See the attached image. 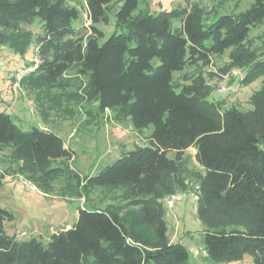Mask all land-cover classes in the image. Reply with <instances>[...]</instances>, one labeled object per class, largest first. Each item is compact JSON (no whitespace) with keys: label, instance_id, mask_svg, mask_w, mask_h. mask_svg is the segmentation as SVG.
<instances>
[{"label":"trees","instance_id":"16d2710c","mask_svg":"<svg viewBox=\"0 0 264 264\" xmlns=\"http://www.w3.org/2000/svg\"><path fill=\"white\" fill-rule=\"evenodd\" d=\"M141 1L85 0L86 28L76 25L80 13L65 0H0V46L26 51L34 42L26 29L40 19V66L22 83L66 90L74 71L102 111L139 132L153 127L149 146L122 153L98 174L85 176V188L119 192L124 213L80 206L69 228L49 239H24L6 231L15 216L0 204V264H187L188 249L170 239L165 200L185 190L188 178L197 186L204 264L239 261L245 254L253 264H264V57L245 48L251 30L264 27V0L214 21L180 5L156 14L136 12ZM115 2L120 8L114 31L101 43L99 24L108 22ZM228 52L225 73L248 66L243 78L232 79L246 85L257 74L263 77L250 111L211 99L212 86L201 74L189 83L175 80L176 72L210 66ZM230 92L232 87L223 93ZM17 120L0 108V151L11 150L26 178L47 191L64 175L81 182L67 165L74 152L62 136L49 128L24 131ZM190 148L203 172L190 168ZM4 178L0 171V189Z\"/></svg>","mask_w":264,"mask_h":264},{"label":"rangeland","instance_id":"374dc122","mask_svg":"<svg viewBox=\"0 0 264 264\" xmlns=\"http://www.w3.org/2000/svg\"><path fill=\"white\" fill-rule=\"evenodd\" d=\"M253 2L254 0H149L147 7L142 0L136 12L144 9L146 12L156 14L180 5L189 11L198 12L207 21H214L224 14L246 11ZM65 3L66 6L79 11L80 20L76 25L88 28L90 21L85 0H65ZM119 8L120 4L113 3L111 11L108 12V22L99 24L105 33L101 43H104L114 31ZM173 23L179 25L178 20H174ZM26 31L34 33V42L26 51H13L7 46H0V108L16 116L18 119L16 122L24 131H30L34 127H47L62 136L66 147L74 152L73 159L67 165L78 173L81 182L64 175L56 178L48 191L34 181L39 191L28 192L18 182L20 175L25 176L22 172V163L15 160L11 150H1L0 171L4 170L3 167L8 162L14 173L13 177L5 178L3 181L8 193L0 191L3 205L16 216L14 222L6 224L8 233H13L14 228L19 233L22 230L31 232L34 225L35 229L41 227L47 234H52L74 224L77 217L73 213L76 215L80 206L110 207L124 213L127 208L119 192L105 188H85V176L98 174L105 166L119 159L122 153L149 146L153 127L149 126L139 132L132 128L129 121H119L111 111H102L95 101L88 99L86 81L78 77L74 71L70 73L71 85L66 90H46L42 83L37 82H24L18 88L15 87L13 77L15 70L26 66L35 56L37 34L42 33L40 19L37 18ZM245 48L255 53L257 57H264L263 26L251 30ZM229 57L228 52L222 57L214 58L210 66L198 65L176 72L175 80L178 84L189 83L190 78L201 74L212 86L211 99L225 107L237 106L240 111H250L253 109L251 100L261 89L263 77L257 74L246 85H243L241 80L234 81L228 75L238 70L243 78L248 66L231 68L225 73L230 64ZM224 84L232 87V92L223 93ZM195 154V148H190L186 152L189 166L196 172H203ZM196 188L195 179L188 178L186 189L181 191L187 196L173 209L167 207L166 215L170 239L182 243L190 253L187 264H204L205 256L204 227L197 216ZM27 235L21 238L27 239ZM253 263V257L245 254L239 261L219 264Z\"/></svg>","mask_w":264,"mask_h":264},{"label":"built area","instance_id":"2783aa9c","mask_svg":"<svg viewBox=\"0 0 264 264\" xmlns=\"http://www.w3.org/2000/svg\"><path fill=\"white\" fill-rule=\"evenodd\" d=\"M39 66H40V59L38 56L35 55L29 64H27L24 67H18L15 70L14 75H13L14 86L18 88L20 86V84H22L25 77L36 72ZM241 76H242V73L238 70H234L228 75L229 78H238V77L241 78ZM230 90H231L230 86L228 87L225 84L222 86V91L229 92ZM18 182L28 192H38L39 191L38 187L31 180L26 178L25 176L20 175L18 177ZM186 196H187L186 193H183V192H178V193L169 195L165 200L166 206L169 209H173L174 206L177 203H180ZM26 235L27 234L25 232H23L20 234V237H25Z\"/></svg>","mask_w":264,"mask_h":264},{"label":"crops","instance_id":"0c3cea01","mask_svg":"<svg viewBox=\"0 0 264 264\" xmlns=\"http://www.w3.org/2000/svg\"><path fill=\"white\" fill-rule=\"evenodd\" d=\"M148 1L149 0H147V2H145L144 3V5H148L149 3H148ZM234 81H237V80H235V79H233ZM13 105V104H12ZM14 106V105H13ZM45 129H47V127H44ZM50 129V128H49ZM4 161H6V160H4ZM3 166V165H2ZM3 171H2V173L4 172L5 173V178H9V177H13L14 176V173H13V170H12V168H11V166H10V163H6L5 165H4V167H3ZM7 171V172H6ZM4 178V179H5ZM0 191H5L6 193H8V189H7V186H5L4 184H3V186H2V188L0 189ZM0 204H1V206L2 207H4L5 209H7V207L6 206H4L3 205V203H2V200L0 199ZM7 210H9V209H7ZM68 210V209H67ZM66 210V211H67ZM9 211H11V210H9ZM78 211V210H77ZM12 212V211H11ZM13 213V212H12ZM14 214V213H13ZM73 215L75 216V217H78V213L75 215L74 213H73ZM15 216V215H14ZM15 219H16V216H15ZM77 219V218H76ZM15 221V220H14ZM13 221V222H14ZM11 223V222H10ZM71 225H69V226H65L66 228H69ZM64 228V227H63ZM62 228V229H63ZM8 229H7V225H6V231H7ZM13 230V229H12ZM61 230V229H60ZM8 232V231H7ZM23 232H25L26 234H29V235H27V238L28 237H33V236H41V237H43L44 239H49V236H51L50 234L51 233H48L47 234V231L46 230H44V228L43 229H41V227L39 228V229H35V227H34V225H33V229L31 230V232H27V231H25V230H22L21 231V233H23ZM56 232H58V231H56ZM19 232H17V230L14 228V230H13V233H9V234H16L19 238H21L20 237V234L21 233H19ZM53 234V233H52Z\"/></svg>","mask_w":264,"mask_h":264}]
</instances>
